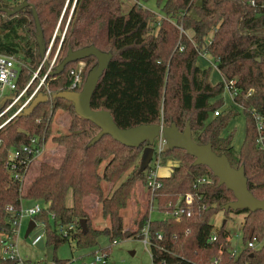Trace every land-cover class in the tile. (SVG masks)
I'll return each mask as SVG.
<instances>
[{
    "label": "trees",
    "instance_id": "trees-1",
    "mask_svg": "<svg viewBox=\"0 0 264 264\" xmlns=\"http://www.w3.org/2000/svg\"><path fill=\"white\" fill-rule=\"evenodd\" d=\"M23 1L29 5L13 15L1 10ZM155 1L165 17L158 18L156 12L143 6L140 0L129 10L123 9V0H0V53L14 54L26 64L17 92L30 80L27 67L38 68L43 62L37 41L35 8L46 49L59 25L60 31L49 55L51 60L60 46L56 65L70 48L77 50L95 45L113 53L93 93V109L109 110L121 128L174 122L183 130L190 121L192 138L199 144L211 143L217 154L227 155L232 166L244 165L249 190L257 198H264V149L258 145L255 117H264L263 0H255V4L251 0ZM204 51L218 63L225 79H237L240 93L235 101L242 107L230 106L215 115L225 104L220 98L225 83L223 80L211 82L213 68L199 66ZM83 60L97 63L95 56ZM78 61L69 63L62 73H50L47 85L53 94L69 86V70ZM93 66H86L84 82ZM40 73L41 76L45 73V66ZM38 84V80L33 81L28 94ZM250 89L253 93L247 95ZM41 90L45 92V87ZM2 104L0 102V111L4 108ZM16 108L0 118V231L10 232L12 227L8 205L18 209L22 200L26 204L40 201L44 206L35 218L44 224L45 244L52 252V260L59 264L68 260L56 254L65 242H73L78 250H86L98 246L102 235L112 241L131 235L142 238L146 223L155 264H264V211H229L246 214L242 224L245 244L233 257L226 222L214 230L211 221L215 213L224 211V204L235 199L233 192L219 185V179L209 167L194 165L195 158L186 150L166 146L160 154L153 155L145 171L139 172L143 149L149 143L130 147L104 135L89 146L100 127L76 114L71 101L55 97L52 105L49 101L41 103L30 115L17 114L6 122ZM59 108L71 114L67 133L52 137L64 147L61 162L58 165L42 162L37 175L25 189L21 188L6 167L9 152L29 143L33 136L45 137L47 142L53 114ZM240 111L246 118L245 134L237 148L235 131L224 134V130ZM171 161L177 165L170 175L158 177L161 186L155 189L152 200L160 212L167 213L181 196L197 194L195 214L176 220L170 216L153 219L146 212L138 220L136 231L125 230L122 211L133 194L135 183L139 180L147 186L157 166ZM203 177L210 182H199ZM103 182L113 186L109 193L105 194ZM91 196L101 203L108 226H94L85 205L86 198ZM82 218L87 219L85 233L79 222ZM70 224L75 228L68 235L58 231L60 226ZM158 233L163 238H158ZM212 233L217 238L210 242ZM249 240L261 244L255 249L249 248ZM0 264H15V260L0 258Z\"/></svg>",
    "mask_w": 264,
    "mask_h": 264
},
{
    "label": "built area",
    "instance_id": "built-area-1",
    "mask_svg": "<svg viewBox=\"0 0 264 264\" xmlns=\"http://www.w3.org/2000/svg\"><path fill=\"white\" fill-rule=\"evenodd\" d=\"M251 3L255 4V0H251ZM261 6L264 7V0ZM57 33L58 30H55L54 36L46 49L45 54L48 62V68L45 67V73L42 75L38 86L31 94H28V88L30 87L33 80L40 74V70L44 66V62H42L39 66L37 72L35 73V76L31 78V80L21 91L17 92V86L18 81L21 77V71L22 68L26 67V64L14 54L0 53V102H3L2 107H4L0 111V118L7 114L9 111H11L13 108L17 107L16 111L6 120V122L15 115L20 114V112L30 104L34 97L40 91H42V87H45V92H42L48 95L49 102L52 105L54 100V94L53 91L47 85V79L51 71H53V69L56 67L57 55L60 46L55 56L51 60H49V55ZM64 35L65 31L62 34L61 41L63 40ZM201 59L207 62L208 67H212L216 71L220 72L218 63L214 59H212L206 51L201 53L200 60ZM86 65V61L79 60L76 66L72 67L69 70L70 84L65 90H81L84 84V73ZM28 71L29 73H32L30 69H28ZM222 80L225 83L224 93L222 95L229 98L231 97L234 102L233 104L237 105V107H242L235 101V97L240 93V89L237 87V79L233 78L227 80L223 77ZM252 93L253 89H250L247 95H251ZM221 111V109H218L217 111H215V115H218ZM255 117L257 130L259 133L258 145L261 149H264V117L262 115H256ZM42 138L43 139H41V137L39 136H33L31 137L29 143L24 144L20 148L11 149L9 152L8 158L6 160V167L11 173L12 178L16 181H19L21 188L24 187L36 158L40 157L45 152L47 142L45 141V137ZM166 146V139L164 138L163 133L161 132L160 135L155 138L153 143L154 154H160ZM158 177L159 176L156 170L155 172H152L150 174L149 180L147 182V188L149 194L151 195V199L155 189L161 186V182L159 181ZM204 181L210 182V179H207L206 177L199 179V182ZM196 195L197 194L187 193L186 195L179 198L173 208L167 212V215L176 220L192 217L195 214L196 209L194 205ZM21 202V206L18 209L15 208L13 205L7 206V211L10 214L12 227L10 229V232L0 231V258L15 260V264H59L55 260H50L46 262L30 261L21 257L19 253L17 239L24 218L34 220L36 223L34 229H39L33 236L31 244L38 245V243L44 240V224L42 222H38L35 218V216L42 211L44 206L43 203H41L40 201H35L32 204H26L23 200ZM153 204L154 201L152 200V207ZM74 228V224H70L68 226L62 225L58 228V231L63 235H68L69 232ZM142 233L144 242L146 244H150V232L148 223H146L143 227ZM157 236L160 239L163 238L161 233H158ZM216 238V234L212 233L209 238V241L212 242L216 240ZM118 242V239L113 240V244H117ZM258 246L259 243H257L256 240H249L247 242V247L249 248L255 249ZM230 251L233 257H236L240 252H238V250L236 249H230ZM89 255L90 257H92V259H84L82 264H103L107 260L108 253L106 252V250L100 249L91 252ZM215 262L217 263V260H215Z\"/></svg>",
    "mask_w": 264,
    "mask_h": 264
},
{
    "label": "water",
    "instance_id": "water-1",
    "mask_svg": "<svg viewBox=\"0 0 264 264\" xmlns=\"http://www.w3.org/2000/svg\"><path fill=\"white\" fill-rule=\"evenodd\" d=\"M28 5L29 3L27 1H23L12 8L3 7L1 10L5 11L8 15H13ZM33 13L38 28L37 41L40 54L44 66L48 68L45 54L46 44L43 40V32L35 8H33ZM90 56H95L97 58V63L89 70L82 89L78 91L62 90L53 95L54 98L58 97L71 101L74 104L76 114L92 121L100 127V131L90 141L89 146L97 143L104 135H110L115 140L130 147H138L141 144L148 142L149 144L144 147L141 156L139 172H142L150 165L154 155V140L162 132L169 149L181 148L186 150L188 154L195 158L194 165H206L209 167L213 174L219 179V185H225L228 190L233 192L235 199L222 206L224 211L229 212L230 210L236 211L239 209H248L252 212L257 210L264 211V198H257L249 190L244 165L234 167L231 165L226 154H217L213 150L211 143H197L192 138L190 121L187 122V125L183 130L179 129L174 122L170 125L139 124L129 128H121L115 122L114 117L109 110L92 108L91 99L93 93L100 78L113 58L112 52L102 51L95 45L86 46L77 50L70 48L66 57L56 65L51 73H62L69 63L83 60ZM47 101H49L48 95L40 91L30 104L20 112V114L30 115L39 104ZM79 222L85 233L88 230L87 219L82 218ZM225 222L226 221L224 220V223ZM35 225V221L30 220L26 235L30 234Z\"/></svg>",
    "mask_w": 264,
    "mask_h": 264
},
{
    "label": "rangeland",
    "instance_id": "rangeland-1",
    "mask_svg": "<svg viewBox=\"0 0 264 264\" xmlns=\"http://www.w3.org/2000/svg\"><path fill=\"white\" fill-rule=\"evenodd\" d=\"M8 1V0H7ZM136 2V0H123V9L129 10V8ZM140 3L145 6L153 9L157 14L158 18L165 17V14L162 12L161 6L157 5L155 0H148L143 1L140 0ZM59 30V25L56 27V31ZM65 31V30H64ZM63 31V32H64ZM62 32V34H63ZM192 32H188L189 35H191ZM87 65L93 66L96 63H89L86 62ZM86 65V66H87ZM39 68V67H38ZM38 68L34 67H27V69H30L32 71L31 78L35 76V73L37 72ZM215 73V72H214ZM214 77V74H213ZM42 78L41 73L36 77L33 81L38 80ZM29 80V81H30ZM211 82L214 80L210 77ZM28 81V82H29ZM220 98L224 99L225 104L222 108H219L221 110L228 108L230 106L237 105L233 104V100L230 97L222 96L220 95ZM245 115L243 112H239V115H236L234 118L231 119L228 126L224 130V134L227 132H230L232 130L235 131V139L234 143L237 144L242 140V137L244 138V123H245ZM71 121V114L68 110H65L63 108L57 109L53 114V119L51 123V132L47 139L46 149L43 155L36 158L32 170L30 174L28 175V179L24 185L25 187L29 184L32 178H34L39 170V166L42 162L47 161L51 164L58 165L61 162V159L64 154V147L59 145L57 142H55L52 137L55 135H60L63 133H67L69 130ZM237 147V146H236ZM177 165L176 162L171 161L168 162L166 165H159L157 167L158 176H168L173 171V167ZM167 171L168 174L163 173V171ZM104 192L109 193L113 189V186L110 185L108 182H103ZM146 185H144L141 181H137L135 183L133 194L131 198L128 201L127 206L122 211L123 220H124V229L129 231H136L138 229V220L146 213L149 212V217L153 219L167 217V213H162L157 209V204L154 202L152 207V199L151 195L147 191ZM93 197V196H92ZM182 197V196H181ZM180 197V198H181ZM70 195L68 197V200L70 201ZM68 201V202H69ZM89 202V205L91 206V209L87 208V211L89 215L92 217V221L94 226L97 227H106L109 225L108 218L103 217L102 211H101V203H96L94 201V198L92 200H87V203ZM245 213H235V212H229L226 213L224 211H218L215 213L212 217V224L214 227V230L220 229V227L224 224V220L226 221V229L230 232L229 237V248L230 249H236L241 251V249L244 247V241L242 239V224L245 220ZM96 218V219H95ZM29 219L24 218L22 221V225L20 228V233L17 239V244L19 248V253L21 257H29L33 261H37L40 259L45 258V252L43 248H41L38 245H32L31 241L38 228H35L29 235H26L27 225H28ZM145 226V225H144ZM143 230V228H142ZM119 242L117 244H113L112 240L106 236L102 235L98 239L99 244L96 247L89 248L86 250H78L73 242H65L63 245H61L57 249V256L60 259H69L71 262L69 264H82L84 259H92L90 257V253L96 250H100L103 248H108V258L105 263L103 264H155L152 260L151 255V246L150 244H146L144 242L143 237L139 238L136 237V235H131L129 237H125L123 239L117 238ZM261 244V243H260ZM259 244V246H260ZM99 245L101 247H99ZM103 247V248H102ZM85 253H81L84 252Z\"/></svg>",
    "mask_w": 264,
    "mask_h": 264
},
{
    "label": "crops",
    "instance_id": "crops-1",
    "mask_svg": "<svg viewBox=\"0 0 264 264\" xmlns=\"http://www.w3.org/2000/svg\"><path fill=\"white\" fill-rule=\"evenodd\" d=\"M199 66H201V68H206V67H208V64H207V62L205 61V60H199ZM215 72V73H214ZM213 74H214V77H213ZM211 78L214 80L213 81V83H216V82H218V81H221L222 79H223V76H222V73H220V72H218V71H216L215 69H213V71H212V74H211ZM223 96V95H222ZM244 132H245V123H244ZM242 141H243V137H242V140L239 142V143H237V144H235V146H237V148H239L240 146H241V144H242ZM158 173V172H157ZM163 173H165V174H168L167 173V171L165 170V171H163ZM147 187V186H146ZM147 191H148V189H147ZM70 198H71V196H70ZM92 198H94V201L96 202V203H98L97 202V199H96V197H88V198H86V200H85V205H86V208H88V210H89V208L91 209V206L89 205V202L87 203V200H92ZM69 201V200H68ZM67 201V202H68ZM25 203H27L26 201H24ZM72 203V199H70V201L68 202V204L70 205ZM99 204V203H98ZM91 217V216H90ZM96 219V218H95ZM29 222H30V219H29ZM29 222H28V224H29ZM95 224V223H94ZM27 227H28V225H27ZM32 230H34V228L32 229ZM36 231H38L37 229H36ZM32 232V231H31ZM30 232V233H31ZM112 243H113V241H112ZM39 244V246L41 247V248H43V250H44V252H45V258L43 259H40V260H37V261H44V262H46V261H50V260H52V252H51V250L50 249H48L47 248V246H46V244H45V240H43L42 242H40V243H38ZM99 247H101L100 245H99ZM103 248V247H102ZM86 251H84V252H81L82 254L83 253H85ZM107 252V251H106ZM108 253V252H107ZM23 258H25V259H27V260H30V261H33V260H31L29 257H23ZM71 261L68 259L64 264H69Z\"/></svg>",
    "mask_w": 264,
    "mask_h": 264
}]
</instances>
